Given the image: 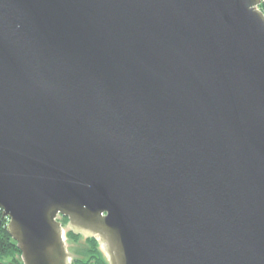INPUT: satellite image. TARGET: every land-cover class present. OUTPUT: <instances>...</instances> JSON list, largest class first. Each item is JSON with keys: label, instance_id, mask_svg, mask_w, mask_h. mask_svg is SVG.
I'll return each instance as SVG.
<instances>
[{"label": "water", "instance_id": "1", "mask_svg": "<svg viewBox=\"0 0 264 264\" xmlns=\"http://www.w3.org/2000/svg\"><path fill=\"white\" fill-rule=\"evenodd\" d=\"M261 0H0V209L23 264H264ZM0 264H15L0 260Z\"/></svg>", "mask_w": 264, "mask_h": 264}, {"label": "trees", "instance_id": "2", "mask_svg": "<svg viewBox=\"0 0 264 264\" xmlns=\"http://www.w3.org/2000/svg\"><path fill=\"white\" fill-rule=\"evenodd\" d=\"M264 11V3L261 5ZM65 220H69L64 216ZM10 218L5 216L3 210L0 209V260L13 262L15 264H23L21 259L22 250H19L17 241L14 239L8 229ZM69 237L80 239L79 233L72 230L68 233ZM87 250L85 255H76L72 264H110L108 257L100 246L99 240L96 237L88 236L86 238Z\"/></svg>", "mask_w": 264, "mask_h": 264}, {"label": "rangeland", "instance_id": "3", "mask_svg": "<svg viewBox=\"0 0 264 264\" xmlns=\"http://www.w3.org/2000/svg\"><path fill=\"white\" fill-rule=\"evenodd\" d=\"M260 9H261V5H259ZM263 11V10H262ZM61 222H62V226L65 227L66 230V241L68 242V248L70 250V252H72L73 254H78V255H85L86 250H87V244H86V238L88 236H86V234H82L79 233L81 235L80 239H72L71 237H69L68 233L71 231L70 226H68L69 220H65L64 216L61 218ZM102 248V247H101ZM104 255L106 256V252L105 250L102 248ZM76 256V255H75ZM75 256H72V260L74 259ZM107 257V256H106Z\"/></svg>", "mask_w": 264, "mask_h": 264}, {"label": "built area", "instance_id": "4", "mask_svg": "<svg viewBox=\"0 0 264 264\" xmlns=\"http://www.w3.org/2000/svg\"><path fill=\"white\" fill-rule=\"evenodd\" d=\"M264 3V0H261V3L259 5H262ZM264 12V11H263Z\"/></svg>", "mask_w": 264, "mask_h": 264}]
</instances>
